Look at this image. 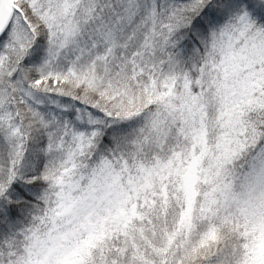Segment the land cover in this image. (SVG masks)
<instances>
[{
  "label": "snow or ice",
  "instance_id": "1",
  "mask_svg": "<svg viewBox=\"0 0 264 264\" xmlns=\"http://www.w3.org/2000/svg\"><path fill=\"white\" fill-rule=\"evenodd\" d=\"M0 264H264V0H0Z\"/></svg>",
  "mask_w": 264,
  "mask_h": 264
}]
</instances>
